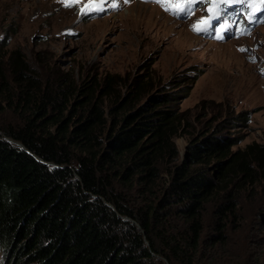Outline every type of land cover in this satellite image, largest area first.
Returning <instances> with one entry per match:
<instances>
[{"label":"trees","instance_id":"trees-1","mask_svg":"<svg viewBox=\"0 0 264 264\" xmlns=\"http://www.w3.org/2000/svg\"><path fill=\"white\" fill-rule=\"evenodd\" d=\"M26 67L15 49L0 55V112L23 114L0 121V264H227L220 247L264 172L262 150L233 151L236 138L210 133L179 163L171 104L187 95V79L127 112L93 100L86 85L64 116L71 86H42Z\"/></svg>","mask_w":264,"mask_h":264},{"label":"rangeland","instance_id":"rangeland-1","mask_svg":"<svg viewBox=\"0 0 264 264\" xmlns=\"http://www.w3.org/2000/svg\"><path fill=\"white\" fill-rule=\"evenodd\" d=\"M115 2V9L82 16V3L65 7L59 0H0V55L15 49L28 68V80L42 86L69 84L74 95L61 101L64 116L86 85L94 88L93 100L101 98L109 106L114 99L127 112L161 89H180L178 82L187 79V95L171 104L181 121L174 138L179 163L188 145L210 133L236 138L233 151L254 145L264 152V11L252 23L242 19L245 13L227 18L231 29L218 39L215 30L224 17L204 33L191 27L206 18L207 5L197 4L190 16L178 17L153 0ZM243 27L250 34L238 35ZM16 87L18 95V81ZM22 117L19 109L18 117L10 110L0 112L5 123ZM263 190L260 171L240 201L239 215L229 219V238L220 247L227 264H251L259 250L263 259L256 264H264ZM205 213L206 234L213 231L214 216L210 206Z\"/></svg>","mask_w":264,"mask_h":264},{"label":"snow or ice","instance_id":"snow-or-ice-1","mask_svg":"<svg viewBox=\"0 0 264 264\" xmlns=\"http://www.w3.org/2000/svg\"><path fill=\"white\" fill-rule=\"evenodd\" d=\"M65 7H72L77 4H83L80 8L82 16L88 15L94 11H103L105 7H111L115 9L117 4L115 0L111 3L108 0H59ZM158 3L165 11L175 16H190L195 10L197 4L200 6L207 5L206 18H201L196 24H193L192 30L196 33H204L212 30V24L214 21L221 17H225L221 25L215 30L217 32L216 38L220 39L221 32L231 29L232 24L228 22L227 16L228 6L239 4L245 10V17L249 23L256 21V13L258 11H264V0H153ZM260 22H264L261 20ZM236 23V21H232ZM251 29L247 27L239 28L237 34L245 35L250 34Z\"/></svg>","mask_w":264,"mask_h":264},{"label":"bare ground","instance_id":"bare-ground-1","mask_svg":"<svg viewBox=\"0 0 264 264\" xmlns=\"http://www.w3.org/2000/svg\"><path fill=\"white\" fill-rule=\"evenodd\" d=\"M136 5H138L139 6V4L138 3H136ZM144 6H145V4H144ZM129 9H127V11H128Z\"/></svg>","mask_w":264,"mask_h":264}]
</instances>
